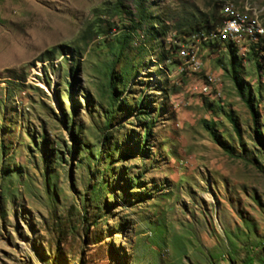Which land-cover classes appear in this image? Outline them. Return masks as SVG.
<instances>
[{"label": "rangeland", "instance_id": "374dc122", "mask_svg": "<svg viewBox=\"0 0 264 264\" xmlns=\"http://www.w3.org/2000/svg\"><path fill=\"white\" fill-rule=\"evenodd\" d=\"M0 264H264V0H0Z\"/></svg>", "mask_w": 264, "mask_h": 264}, {"label": "trees", "instance_id": "16d2710c", "mask_svg": "<svg viewBox=\"0 0 264 264\" xmlns=\"http://www.w3.org/2000/svg\"><path fill=\"white\" fill-rule=\"evenodd\" d=\"M229 19H227L225 16H223L220 13L219 17H215V15H211L209 17H205L201 20H196L195 22L189 24L187 27V31L185 34H187V41H191L192 43H195V41L202 42L203 46H214L218 47L219 49L226 51L227 48H230L231 51L232 47L237 48V44L234 41L231 40H222L218 37V32L220 29L223 28V26L228 22ZM185 43V44H186ZM112 74L109 78V88L110 93L114 98V81H113ZM205 127L209 132H211L212 128L209 124H205Z\"/></svg>", "mask_w": 264, "mask_h": 264}, {"label": "bare ground", "instance_id": "6f19581e", "mask_svg": "<svg viewBox=\"0 0 264 264\" xmlns=\"http://www.w3.org/2000/svg\"><path fill=\"white\" fill-rule=\"evenodd\" d=\"M253 29L254 28L251 25L242 24V22L240 21V18L236 16V17L231 18L230 20H228V22H226V24L223 26V28L220 29V31L218 32V37L220 39H222V40H228L229 39V40L235 42V41H238V39L241 38L244 35L245 32H247L249 30L252 32ZM246 37H248V36H246ZM194 66L196 68H199L200 67V63L199 62H194ZM206 88L207 87H205V89Z\"/></svg>", "mask_w": 264, "mask_h": 264}]
</instances>
